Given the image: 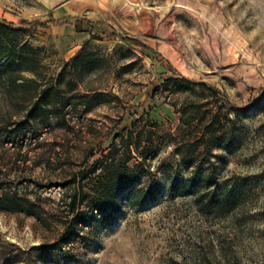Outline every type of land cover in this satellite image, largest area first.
Segmentation results:
<instances>
[{"label": "rangeland", "instance_id": "1", "mask_svg": "<svg viewBox=\"0 0 264 264\" xmlns=\"http://www.w3.org/2000/svg\"><path fill=\"white\" fill-rule=\"evenodd\" d=\"M87 4L94 34L76 44L32 0H0L22 49L7 71L18 86L0 83V194L37 214L0 212V264H264V0ZM174 78L198 83L194 93ZM183 109L198 118L191 126ZM138 118L155 133L143 179L152 197L81 209L88 223L65 239V179ZM203 133L213 136L194 156L174 151ZM225 190L238 194L229 212L203 206Z\"/></svg>", "mask_w": 264, "mask_h": 264}, {"label": "trees", "instance_id": "2", "mask_svg": "<svg viewBox=\"0 0 264 264\" xmlns=\"http://www.w3.org/2000/svg\"><path fill=\"white\" fill-rule=\"evenodd\" d=\"M26 25L24 22L20 26ZM15 31L12 25H7L0 21V83L6 84L8 87L18 86L16 79L7 74L10 65H15L22 60V49L18 50L16 40L13 38ZM79 52L77 53V55ZM26 83V81H23ZM198 83L191 82L185 78H174L173 87L176 91L194 93V85ZM45 96V91L41 92ZM36 105L33 109H36ZM35 113L36 112H31ZM180 114L181 126H191L196 119L193 115L188 114L186 110L177 111ZM36 117L33 116L31 121L36 122ZM142 119L138 118L131 124V129H120L113 131L107 138L110 139L107 150H99L95 154L99 158L87 164L83 170H78L65 179V187H67L66 195L63 197V203L67 213L72 217L71 223L66 228L64 238L68 239L73 234L74 230L79 229L80 225H85L88 221L81 220V209H87L90 215L95 213L103 214L106 211L114 210L118 203L117 199L122 194L131 200L133 204L140 205L148 200L153 195V188L149 185L145 189L143 187V179L149 173V162L156 154V147L153 138L155 133L152 130H144L140 128ZM149 127L155 128L157 124L147 122ZM121 124V123H119ZM14 136L17 135L16 130H11ZM211 133H203L201 138L189 140V137H182V143H177L174 151L179 155L192 157L197 152L199 146L204 144L207 139L211 138ZM178 146L182 147L185 152H181ZM94 150L89 151L91 159L95 157L92 154ZM185 153V154H184ZM136 158V159H135ZM133 164H130L131 161ZM186 164V162H184ZM199 169V167H198ZM205 179V178H203ZM196 178H190L186 181V188L190 190L192 195H195L197 201L201 197L192 191L195 187ZM173 184V193L175 191L176 180ZM237 190H225L221 194L207 196L204 200V207L214 209L217 212H229L233 208L237 199ZM122 197V196H121ZM27 201V200H26ZM23 202L16 193L2 192L0 194V212H15L22 211L27 216L37 217L32 210L34 205L27 203V208L23 209ZM211 211V210H210Z\"/></svg>", "mask_w": 264, "mask_h": 264}, {"label": "crops", "instance_id": "3", "mask_svg": "<svg viewBox=\"0 0 264 264\" xmlns=\"http://www.w3.org/2000/svg\"><path fill=\"white\" fill-rule=\"evenodd\" d=\"M65 36L66 40L82 44L94 34L92 24L86 17L88 0H32ZM41 16V14H39ZM38 15V16H39ZM39 16V17H40ZM34 17L37 15L34 14ZM7 19L6 16H0ZM61 27V29H60Z\"/></svg>", "mask_w": 264, "mask_h": 264}]
</instances>
